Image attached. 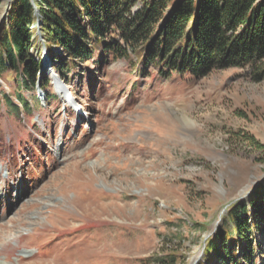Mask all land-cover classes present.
Masks as SVG:
<instances>
[{"label": "rangeland", "instance_id": "374dc122", "mask_svg": "<svg viewBox=\"0 0 264 264\" xmlns=\"http://www.w3.org/2000/svg\"><path fill=\"white\" fill-rule=\"evenodd\" d=\"M108 60L60 82L80 115L58 98L51 68L47 104L38 85L17 91L0 75V264H151L169 252L200 264L227 209L263 181L264 81L253 74L264 58L200 80L143 78ZM17 92L40 108L11 114ZM255 240L264 264V232Z\"/></svg>", "mask_w": 264, "mask_h": 264}, {"label": "trees", "instance_id": "16d2710c", "mask_svg": "<svg viewBox=\"0 0 264 264\" xmlns=\"http://www.w3.org/2000/svg\"><path fill=\"white\" fill-rule=\"evenodd\" d=\"M32 4L49 53L46 65L30 52ZM263 58L264 0H11L0 24V75L12 74L17 91L32 92L38 85L48 96L46 104V67L67 81L87 71L84 65L99 68L108 59L124 60L139 77L154 72L200 80L212 71L254 67ZM253 79L264 81V69ZM14 98L19 106L9 102L11 114L40 108L37 99L32 108L18 92ZM224 217L206 241L200 264H256L261 248L255 236L264 232V179L247 202L236 201ZM177 258L169 252L150 263L178 264Z\"/></svg>", "mask_w": 264, "mask_h": 264}, {"label": "bare ground", "instance_id": "6f19581e", "mask_svg": "<svg viewBox=\"0 0 264 264\" xmlns=\"http://www.w3.org/2000/svg\"><path fill=\"white\" fill-rule=\"evenodd\" d=\"M37 12H38V11H36V10L34 9V15L37 16ZM40 59H42V60L44 61V62H43V65H46V64L49 63V59H47V57H46V51L43 52V54H42V56H41ZM51 75H52V72H51ZM63 83H64V82H63ZM53 84H54V86H55L54 89L57 91L56 94H57L58 98H59L60 100H62L63 102H66V103L70 104L71 106L75 107V106H76V105H75V101H74L72 95H70L69 93H67L65 87H63L61 84H59L55 79H54ZM79 110H81V108H80ZM187 121H188V120H187ZM187 121H186V122H187ZM192 124H193V123H192ZM188 126L190 127L191 124H189ZM59 142H60V141H59ZM98 142H101V141H98ZM59 144H60V143H59ZM59 144H58V146H59ZM98 145H99V144H98ZM58 146L56 147V149L58 148ZM26 258H27V257H26Z\"/></svg>", "mask_w": 264, "mask_h": 264}, {"label": "water", "instance_id": "95a60500", "mask_svg": "<svg viewBox=\"0 0 264 264\" xmlns=\"http://www.w3.org/2000/svg\"><path fill=\"white\" fill-rule=\"evenodd\" d=\"M9 2H10V0H9L8 3L6 4V10H7V8H8ZM6 10H5V11H6ZM4 14H5V13H4ZM4 14H3V16H2V19L0 20V24L2 23V21H3V19H4ZM35 23L37 24V20L35 21ZM38 26H39V24H38Z\"/></svg>", "mask_w": 264, "mask_h": 264}]
</instances>
